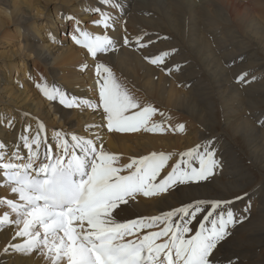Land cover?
I'll return each instance as SVG.
<instances>
[{
    "label": "bare ground",
    "instance_id": "6f19581e",
    "mask_svg": "<svg viewBox=\"0 0 264 264\" xmlns=\"http://www.w3.org/2000/svg\"><path fill=\"white\" fill-rule=\"evenodd\" d=\"M13 1V4L8 0L5 1V16L9 14L7 9L10 6L14 15L23 8L34 13L27 23L21 24L26 25V30L19 28L18 49L21 50L23 42H28L30 53H34L36 59L48 61L50 66L52 65L49 69L57 63L60 72L55 76L54 85L70 96L98 102L95 64L103 62L113 69L119 81L141 103H151L159 110L156 115L157 122L168 118L165 112L170 111L175 114L173 117L175 123L172 124L174 128L179 124L185 126L191 124L195 138L203 129L202 140L214 139L225 142L224 133L204 136L209 133L210 118L195 109L193 103L195 95L180 94L174 83L177 80L184 81L196 88L201 79H207L216 88L213 89L219 91L223 88H221L223 79L231 77L238 85H233L230 97L233 98L236 93L244 97L253 121L260 130H263L264 124L261 122L264 121V6L259 12L257 8L264 0H112L110 4H105L103 0H57L59 3H51L56 6L52 12L48 11L47 1H44L46 6H41L39 0ZM242 6L245 8L239 10ZM96 9L100 11L97 12ZM93 10L99 14L93 20L100 18L101 13H107L118 22L107 30L102 25H94L91 32L99 34L105 31L116 41L119 37L122 38L121 32L123 37L130 32L128 39L133 42L136 33H139L138 36H143L142 43L150 42L148 47L134 50L129 48V45L123 47L117 41V49L120 51L116 54L115 52L103 54L98 59H93L86 49L70 42L72 39L65 38L69 22L72 30L79 19L88 17ZM69 17L73 19L70 20ZM59 31L62 32V41L58 40ZM57 40L59 44H55ZM164 51L172 54L166 58L165 65L161 67L150 64L144 58L145 55L160 54ZM12 57L14 62L12 68L17 71L21 62L25 64L32 60L29 53L23 52H15ZM212 62L225 63L229 69L219 70L217 76L211 78L205 72V67ZM24 64L21 67L23 77L15 75L13 69L7 72L0 71V143H5L9 148L19 143V136L27 125L31 124L35 129L37 123L42 122L45 124L50 142L54 143L51 141V136L55 130L84 135L96 140L98 146L103 143L105 151L118 155L120 165L154 151L173 153V158L165 169L167 172L179 160L175 154L179 155L187 151L185 142L182 143L181 152L173 143L178 131L167 132L174 136H159L158 133L148 136L109 132L106 127H89L106 124L102 118V110H92L87 107L67 109L58 101H49L43 94L35 96L30 89L31 73L28 65L24 66ZM177 65L180 66L179 70H176ZM168 67L173 69L171 74L167 71ZM245 73L247 74L245 81L240 82L239 76ZM23 78H26L27 82ZM143 96L145 97L142 98ZM51 105L53 106L50 107ZM44 109H47L49 115H46ZM160 112L164 113V117L159 115ZM8 121H12L14 126L9 128ZM196 122L200 125V129L196 127ZM226 124L235 133L241 132L246 126ZM250 132L251 129L247 134ZM97 135L99 139H96ZM195 138L194 146L199 144L195 142ZM254 147L260 148L261 154L263 152L264 155L263 136L255 140ZM22 151L26 152L23 149ZM261 154L259 157L264 163ZM224 155L225 158L217 171V179L229 181L244 178L237 175L239 167L236 166L234 152L225 151ZM259 185L264 186V179H260ZM212 187L199 184L176 190L168 196L139 197L120 214V219L158 215L196 199H232L233 196L235 200L237 187L231 182H228L222 190L215 180ZM0 198L18 199L11 193L9 187L3 186H0ZM5 211L10 210L6 206H0V215ZM13 218H15L14 214ZM197 223L199 219L193 222L194 228L197 227ZM247 228L249 231L243 240L236 235L226 239L227 241L217 248L216 264H225L231 258L244 261L237 264H248L253 258L249 263L253 264L255 254H258L264 246V233H261L264 227L249 225ZM15 231V225L0 230V264H46L44 257L36 252L27 256L13 251L4 253L3 249L10 243L21 242L20 238H14Z\"/></svg>",
    "mask_w": 264,
    "mask_h": 264
},
{
    "label": "snow or ice",
    "instance_id": "6c2138e0",
    "mask_svg": "<svg viewBox=\"0 0 264 264\" xmlns=\"http://www.w3.org/2000/svg\"><path fill=\"white\" fill-rule=\"evenodd\" d=\"M117 22L107 13L95 21L106 30ZM71 39L93 59L117 50L112 36L82 30L79 21ZM142 40L143 36L135 39L139 49L150 43ZM132 43L127 36L123 38V45ZM172 52L144 58L161 67ZM167 71L171 74L173 69ZM246 75L241 74L239 81L244 82ZM95 76L98 102L70 96L47 82L36 87L49 101H58L67 109L102 110L106 124L89 127H106L117 133L185 131L184 124L166 126L170 117L155 121L159 110L151 103H141L106 63L95 64ZM159 115L164 117L163 112ZM13 126L8 121V127ZM51 141L54 143L45 124L39 122L35 129L27 125L12 148L0 143V186L9 187L18 198H0V206L10 210L0 215V230L15 225L14 238L21 239L6 246V254L36 252L46 264H216L218 246L248 218L231 207L235 200L243 199L236 196L235 200L196 199L158 215L120 219L139 197H161L182 186L210 181L220 161L209 144L180 153V159L165 172L173 153L154 151L120 165L118 155L84 135L55 130ZM250 207L249 201L243 213Z\"/></svg>",
    "mask_w": 264,
    "mask_h": 264
},
{
    "label": "rangeland",
    "instance_id": "374dc122",
    "mask_svg": "<svg viewBox=\"0 0 264 264\" xmlns=\"http://www.w3.org/2000/svg\"><path fill=\"white\" fill-rule=\"evenodd\" d=\"M7 0H0V71L1 72H7L9 69H13L15 75H19L20 77H23V71L21 67L24 63H20L19 65V71H17L15 68H12L14 62H13V54L16 53H29L32 60L25 63L24 66L28 65V70L31 73L30 77V89L32 92H34L35 96H42V92L39 88L36 87L37 84H42L47 82V84L54 85V79L55 76L59 74L58 70V64L55 63L53 68L49 69L50 66L49 62L42 59H36V55L34 53H30V48L28 47V42H23L21 50L18 49V31L19 28H22L23 31L26 30V25H21L22 23H27L31 17L34 15V13L29 12L26 8L21 9V12H18L17 14H12V8H8L9 14L5 16V7L4 3ZM13 4V0H8ZM44 1L49 2L47 4L48 11H54L55 7L54 5H51V3H59L57 0H39V3L41 6H46ZM264 6V1L260 4V6L257 8L258 12L260 11L261 7ZM64 7V6H63ZM42 8V7H41ZM245 6H242L239 8V10H243ZM6 10V11H7ZM99 14L96 11H92L88 17L79 19V27L82 30H88L94 28V25H96L95 21L99 18H96V20H93L95 16H98ZM42 24V22H39ZM67 26V31L65 33V38L72 37V34L75 32L76 25L71 30V26ZM44 24V23H43ZM125 22L123 21V26ZM124 29V28H123ZM122 38L123 37V32ZM120 33V34H121ZM98 34V33H96ZM99 34H106L105 31H102ZM131 33L129 32L126 34L127 37H129ZM139 35V33H136L134 40ZM119 37L117 40L118 43H121L123 47H126L123 45V39ZM58 40L62 41V32L59 31L58 34ZM58 40L56 41L59 44ZM75 44V42L72 40L70 41ZM133 42V41H132ZM118 48V47H117ZM129 48L136 50L138 48L135 45V42H133L131 45H129ZM120 50H116L114 52H110V54H116ZM211 50H209L210 52ZM109 54V53H108ZM101 56V55H100ZM99 58V57H98ZM96 58V59H98ZM177 59V57H175ZM108 65V64H107ZM223 69H229V66L225 63L220 64V62H212L208 67H205V72L209 74L211 78H215L217 74L219 73V70ZM18 72V73H17ZM23 80H26V78H23ZM236 80V79H235ZM237 81V80H236ZM175 88L180 92V94H190L195 95L193 99V103L195 106V109L200 113L208 118H210L211 121H208V128L209 133L204 134V136H214L211 134L214 133H224L226 137V141L218 142L213 140H207L201 139V135L204 132L203 129H201L200 133L195 136L193 135L194 131L191 129V124H186L185 131L184 132H177L178 135H176L175 143L176 146H178L179 151L181 152L182 143L185 142L187 145V150L196 147L200 144H209L210 146L214 147L216 150V157L220 161L225 158L224 152L225 151H232L235 154V161L237 162V167H239V173L237 174L238 177H244L239 179H230L229 181L226 179H217L218 175L215 174L214 177L210 179V181L207 182H201L200 184H206L208 188H213L212 184H214L215 180H217V186L220 187L222 190L225 189V186H227L228 182H231L233 186L237 187V192L235 193V196H242L243 199L235 201V206H231L234 210H236L239 214L247 215V219L244 220L243 223L238 224L235 229L232 230V235L228 237L227 239L238 236L239 239L243 240L245 237H247L248 226L249 225H256L257 227H264V186L259 185L260 179H264V169L261 158L259 157L261 154V149L254 147L255 140L263 136L264 137V125L262 126L263 130H260L255 122L253 121L252 115H250V112L246 106V99L242 97L239 94H234V97H230L229 94L232 93L233 85H238L234 80H232L231 77H225L223 81L221 82V90H214L216 89L213 85H211L207 79H201L200 83L197 85L196 88L193 86H189L186 82H180L177 80L175 83ZM55 86V85H54ZM214 88V89H213ZM238 91H241L238 89ZM143 96L142 98H144ZM230 99V100H229ZM227 100V101H226ZM51 105L50 107H52ZM44 112L46 115H49L47 113V109H44ZM168 119L166 121V126H171V128H174L172 126L173 123V117L175 114L171 113L170 111L165 112ZM155 121H158L156 119V116L154 117ZM179 119V117H178ZM181 121V120H180ZM236 124L238 126L246 125L243 130L239 133H235L232 131L231 127L226 124ZM196 127L200 129V125L196 122ZM251 129V132L247 134L248 130ZM171 131V130H169ZM173 132V131H171ZM137 135H148L152 136L154 133H147L144 131L136 132ZM174 136L172 133H164L160 134L159 136ZM200 136V137H199ZM194 138L195 142L199 143L194 146ZM205 141V142H204ZM262 158L264 159V155L262 152ZM180 159L179 155H176ZM230 156V155H229ZM230 158V157H229ZM231 168H229L230 170ZM199 184H193L190 186H196ZM190 186H182L178 190L184 188V187H190ZM224 186V188H223ZM177 190V191H178ZM175 192V191H174ZM173 193V192H172ZM245 193L247 195H245ZM170 194H164V196H168ZM232 200L233 196L231 197ZM251 202V207L248 213H243V208L248 204V202ZM203 214H201L202 216ZM202 218V217H201ZM199 219V218H198ZM198 227V223H197ZM261 233H264V231H261ZM227 241V240H225ZM223 241L221 245L225 243ZM229 245H231L230 242H228ZM219 245V246H221ZM218 246V247H219ZM217 251V250H216ZM216 251L214 252V256L216 254ZM255 259L253 260V264H264V246L260 249L258 254H255ZM253 259V258H252ZM251 259V260H252ZM239 260V258H237ZM250 260V261H251ZM228 261V259H227ZM233 264H237L238 262H243V260L236 261L234 258H231ZM228 261V262H230ZM248 262V264L250 263ZM226 262L225 264H227Z\"/></svg>",
    "mask_w": 264,
    "mask_h": 264
}]
</instances>
